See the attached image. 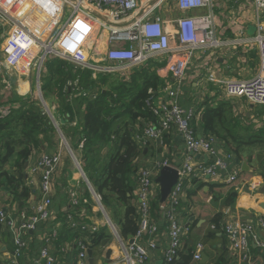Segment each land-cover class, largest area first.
I'll return each mask as SVG.
<instances>
[{"label": "built area", "instance_id": "obj_1", "mask_svg": "<svg viewBox=\"0 0 264 264\" xmlns=\"http://www.w3.org/2000/svg\"><path fill=\"white\" fill-rule=\"evenodd\" d=\"M52 1L56 2L54 11L51 13L54 16L53 25L43 39L34 33L36 38L32 37L19 23L15 14L10 13L1 4L0 21L9 30L13 28L19 30V36L25 42H21L23 49L29 47L30 43L37 42L38 39L37 55L39 59H42L48 52L67 58L56 53L58 43L74 22V24L82 25L85 20L98 30L97 37L105 36L108 44L104 58L98 61L91 62L83 54V59L74 57L83 68L91 70L94 80L101 79V73H131L148 66L152 61L162 63L167 75L170 76L163 86L165 98L160 100L156 89L150 87L149 95L145 99L146 106L156 117L157 122L147 123L144 127L139 125L135 131L134 140L142 151L150 143L157 147L163 146L164 134L175 126L182 135L189 153L179 164L171 162L168 158L161 159L156 156L140 161V157L144 156L142 153L135 159V163L140 167L134 183L137 205L135 212L138 215L139 228L128 238L123 235L120 224L107 212L101 194L84 174V181L95 201V206L103 212L104 221L78 224V217L83 216V209H76L79 205L88 204L89 200L82 190H72L71 205L75 206V210L70 209L66 214L65 226L66 229L79 233L76 240L64 242L61 249L64 254H69L74 248H78V253L68 263L61 262L51 252L49 245L53 239L60 236L59 230L53 229L49 234L43 235L48 245L41 248L33 264H90L88 250L92 249L94 252L97 247L102 246V244L92 245L91 235L103 226L108 229L110 236L116 242L117 252L108 257L109 261L97 263L94 261V264H145L149 255L142 240L147 235L158 233V225L153 221L151 208L152 201L160 194V186L155 180L163 166H173L178 170V181L172 187L167 201L162 203L160 210L169 229V245L164 252V264H175L183 250V236L188 231V226L181 223L178 218L181 215L188 218L187 211H184L182 205V202L188 199L186 194L188 183L208 184L216 178H225L226 182L231 183L239 178L240 173L237 167L228 176L221 177V171L227 169L228 162L234 161L235 155L232 152L219 151L212 135L199 136L196 133L192 122L199 116L198 111L195 108L183 107L178 95L181 91L180 85L186 77L188 65L195 51L218 49L231 43L237 45L252 43L257 49L258 64L251 77H221L215 74V70L209 69L203 74V78L217 86L220 93L244 98L253 105L264 106V0H253L256 13L254 34L249 36L241 30L236 38L230 40L218 35L214 0H50V3ZM229 1L233 4L228 12L230 16L235 17L238 13L235 6L241 0ZM165 4L166 7H164ZM170 7L177 10L178 14L175 15ZM45 8L48 10L47 7ZM193 9H205L206 12L190 13ZM66 16L68 18L65 20ZM58 52L67 54L61 50ZM104 61L106 64H102ZM91 95L96 98L97 90H91ZM44 110L47 113L46 103H44ZM10 111L11 107L0 109V117L8 115ZM83 145L81 143L80 147L83 148ZM61 158L62 151L59 150L52 154L37 156L30 165L27 184L29 186L33 183L40 192L38 198L30 200V206L0 209V225L13 233L14 248L9 256L12 264L18 262L22 256L37 224L50 217L49 206L52 203L54 191V175ZM11 170L14 171V169ZM256 224L264 229V217L260 216L257 220L222 221L221 228L228 240L231 255L239 264H254L250 254L252 238L264 248V239H260L255 231ZM211 228L215 229L216 226L211 224ZM105 239L109 241L108 238ZM131 239H133L132 243H130ZM149 245L155 247L154 240H150ZM203 251L204 244L197 243L193 260H200Z\"/></svg>", "mask_w": 264, "mask_h": 264}, {"label": "crops", "instance_id": "obj_2", "mask_svg": "<svg viewBox=\"0 0 264 264\" xmlns=\"http://www.w3.org/2000/svg\"><path fill=\"white\" fill-rule=\"evenodd\" d=\"M38 2L34 5L33 0H26L28 2L26 8L22 5L20 0V8L18 12H15V17L22 24L32 37L34 34L40 38H45L50 32L54 16L51 14L54 11L56 2L50 0H34ZM233 3L229 0H214L215 5V25L218 35L224 39L230 40L236 38L241 30H244L247 35L252 36L255 31L254 19L256 17L255 7L253 0H241L236 4L237 16L232 17L228 12V9ZM48 10H46V8ZM174 14H178L177 10L170 7ZM169 9V7H168ZM205 9H193L190 13H203ZM58 14V13H57ZM56 14V15H57ZM171 14V13H170ZM36 38V37H35ZM23 42L19 36V30L11 29L3 25L0 21V109L5 107H19L20 104L27 100H33L44 107V103L48 106L46 111L51 122V126L54 127V131L47 129L46 133L39 134L41 139V148L35 150L34 153L24 164L23 168L19 170L20 166L16 163L14 167L8 166V169H14V172L19 176L22 173L23 186L27 188L29 193L26 199H16L12 193V188L7 181L1 180L0 182V209L6 208H23L30 206V200L39 197L40 192L37 187L32 183L28 186V175L30 165L33 164L37 156L42 154H52L59 150L62 151V158L59 167L54 175L53 182V194L52 203L49 206L50 217L44 222L37 224L33 230L32 239L29 241L27 248L25 247L22 256L18 259V262L13 264H33V260L38 256L41 248L47 246L48 243L43 238L45 234H49L53 229H58L61 236L66 232L65 216L70 209L75 210V206L71 205V192L74 189H80L90 194L89 188L84 181L83 175L86 174L84 170L85 162L90 166V161L98 158L95 154L96 150L94 145H91V152L87 151L86 144L89 141L87 136L82 133L79 128V116L72 118L67 112L65 104L66 98L70 102L71 95L75 97L81 96L79 91L80 78L84 76H76L75 79H68L66 76L56 79L54 76L59 71L68 70L71 66L77 70H89L83 68L75 60L66 59L60 55L48 52L42 59H39L37 55L39 51L38 39L37 42H32L29 47L23 49L21 47ZM25 43V42H23ZM104 46L107 49V41L103 38ZM26 46V45H24ZM105 49V51H106ZM62 60L66 62L65 67H60L58 72L52 69V65L55 61ZM93 62V61H91ZM102 64H106L104 61ZM258 64V53L254 44H227L218 49H200L195 51L191 62L188 65L186 77L181 83V91L178 94L181 104L185 109L195 108L198 111V117L192 122V127L199 136L212 135L215 138V145L219 151H228L226 145L233 140H240L245 143V156L240 159L238 163L235 155L234 161H229L227 169L221 171V177L228 176L237 167L239 168V176L242 172V164L247 163L249 166L248 171L252 172V177L246 179L238 185V195L233 204H224L223 196L225 194L219 193L217 190L213 191L208 197V203L217 211L223 214L222 221L226 220H241L252 219L257 220L258 217H264V106L250 104L246 99L236 96H229L224 93H220L219 88L212 83H209L203 78V74L210 70H215L216 75L227 78H249L251 77ZM66 67L68 69H66ZM149 71H155V76L158 78V87L156 89L159 99H164L163 86H165L166 80L170 79L167 75V71L163 67V64L153 63L149 67H143ZM143 68L134 70L133 72H120V73H101V76H107L109 83H130L133 74ZM36 69V70H35ZM56 73H54V72ZM91 73V70H90ZM44 75V76H43ZM58 75H61L58 73ZM63 80L56 88L46 89L43 84L49 80ZM70 80V81H69ZM100 80V79H99ZM143 81V79H142ZM66 82H72L75 85V89H64ZM97 83L100 84L98 81ZM111 84H103L97 90V97L99 95L100 88L103 91H107L105 87ZM206 84V85H205ZM54 85V84H53ZM52 85V86H53ZM63 87V88H62ZM67 91V94L61 96V91ZM47 93V94H46ZM215 94V96H213ZM92 95L86 96V99L93 101ZM81 101V100H80ZM79 102H73L72 107L74 114L85 112L88 109V102L84 99L80 106ZM51 107V108H50ZM52 110L54 114L52 115ZM200 109V110H198ZM212 110L211 116L212 122L210 127H206L205 111ZM45 111V110H44ZM76 116V115H75ZM78 119V120H77ZM76 120V123H74ZM143 124L144 127L147 122L140 120L136 125V129L139 125ZM142 130V129H141ZM140 131V130H139ZM209 132V133H208ZM69 138L66 148L62 147L60 140L63 136ZM163 146L157 147L155 144L150 143L149 146L143 150L144 153L140 157V161L147 158L156 156L157 158H168L171 162L179 164L188 155V150L185 146L182 135L178 132L174 126L169 132ZM59 135L61 136L59 138ZM66 139V138H65ZM83 143V148L80 144ZM107 146L101 147L99 152V158L103 157L108 151ZM106 149V152H103ZM144 149V148H143ZM233 153V152H232ZM262 155L259 158V155ZM140 161L138 164L140 165ZM138 166V165H137ZM140 167L137 168L136 174ZM136 174L131 176L133 188L136 182ZM88 177V175H87ZM225 178L212 179L208 184H227ZM239 179V178H238ZM90 180V179H89ZM91 182V181H90ZM93 184V183H92ZM196 184L188 183L186 187L187 200L183 201L182 205L184 211H187V216H179V221L185 226H188V231L183 236V250L181 254L191 252L194 254L197 243L204 244V252L209 256L207 262L202 263L203 260H193L190 264H221L218 263L221 257H225L226 261L222 264H239L234 260L228 240L226 239L223 231H216L211 228V222L209 216L196 219L192 213L193 201L189 197V194L195 189ZM203 184V183H202ZM208 184H203L205 189L208 190ZM84 186V189L81 188ZM6 187L11 188L10 190ZM97 187L95 186V189ZM91 195V194H90ZM136 200V198H135ZM155 200V199H154ZM153 200V201H154ZM20 201V202H19ZM152 201V202H153ZM135 208L137 205L135 201ZM91 208L83 209V216L78 217V224L83 222L90 223H102L105 219L103 212L95 206V201L92 199L90 204ZM72 206V207H71ZM162 207V204H161ZM156 213L151 208V216L153 221L158 225V233L155 235H147L143 240V245L148 251V259L145 264H164V252L169 245V229L167 222L161 212H158L160 218L156 220ZM123 210L119 214H113L110 216L117 222L121 221L123 216ZM135 219L138 221V215ZM106 228V227H101ZM212 231L217 232L212 235ZM255 231L260 239H264V229L256 224ZM108 239L104 246L97 247L94 253V261L102 262L109 261L106 255L107 249L112 248V254H116V242L110 236L108 231ZM150 240H154L155 247L149 245ZM63 243L58 239H53L50 243L51 252L58 257L61 262L68 263L78 253V248H74L71 253H63L61 247ZM14 248L13 233L8 228L0 225V264H12L9 256ZM190 250V251H189ZM107 256L104 257L103 254ZM250 254L254 264H264V248L260 247L254 238L250 241Z\"/></svg>", "mask_w": 264, "mask_h": 264}, {"label": "trees", "instance_id": "obj_3", "mask_svg": "<svg viewBox=\"0 0 264 264\" xmlns=\"http://www.w3.org/2000/svg\"><path fill=\"white\" fill-rule=\"evenodd\" d=\"M153 63L154 61L150 62L147 67ZM65 65V61L57 60L51 67L58 72L61 69L60 67L63 68ZM66 69L68 68L66 67ZM58 73L67 75L66 77L71 80L75 79L78 73L80 76H84L82 79L80 78L79 90L82 93L86 92V96L91 95V90L100 87V85L111 84L107 76H102L100 80H94L90 70H77L73 66L64 72L59 71ZM155 74V71L149 69L147 72L143 68L133 74L129 84L122 82L115 86L112 83L111 88L105 92L100 88L98 97L93 98V101L86 99L85 95H83V99L79 97L77 100L79 102L78 107L84 99L89 104L88 109L79 114L76 112L74 114L72 102L63 98L66 100L65 107L69 115L74 119L79 116V128L89 139L86 144L87 151L91 152V145H94L95 154L98 156V158L90 161V166L85 162L84 170L93 185L97 187L96 190L101 194L105 206H110L112 202H120L122 205L124 214L121 218L122 222L118 221V223L126 238L135 234L139 228L135 219L136 208L133 201L136 197L131 176L136 174L138 168L135 159L144 151L140 149L139 144L134 140V134L136 125L140 120L153 124L157 122L156 117L145 104V99L149 95V88L157 89L158 87V78ZM58 81L62 83L64 79ZM98 81L100 84L97 83ZM43 85L48 89L50 79ZM66 94L67 91H61V96ZM211 113L212 110H207L204 113L206 127H210L212 124L210 121L212 119ZM83 117H85V123L81 122ZM50 124L49 117L43 110V105L41 107L38 102L30 99L23 101L19 107L12 106L8 115L0 117V182L4 180L9 183L15 200L26 199L29 193L27 188L23 186L22 173L18 176L14 171L8 169V166L14 167L17 163L20 166L19 170H21L34 151L41 148L42 141L39 134H45L47 129L54 131V127ZM141 126H143L142 123ZM167 137L169 135L165 133V141ZM233 142H228L227 149L233 152L237 158L242 159L245 156V143L240 140H233ZM104 146L109 147L108 151L103 157L99 158L100 148ZM251 177V171H244L235 182L208 184V190L205 189L202 183H198L189 194L193 201V215L196 219L209 216L210 222L216 226V231H222L223 214L217 212L208 203L209 195L215 190L221 194L226 193L223 196L224 204L226 206L231 205L238 195V185ZM85 196L88 198L89 203L79 205L76 210H82L84 206L91 208L92 197L88 192ZM161 204L159 194L158 198L152 202V209L157 212L156 220L160 218L158 212L162 208ZM113 214H119V212ZM64 219L66 220V216ZM66 232L68 233H62L59 236L62 242L76 240L79 233L69 229H66ZM217 232L212 231L211 233L215 235ZM91 236L92 245L97 246L102 244L103 240L109 235L107 229L102 228ZM192 259L193 254L191 252L181 254L175 264H190ZM225 261L226 258L223 256L218 263L222 264Z\"/></svg>", "mask_w": 264, "mask_h": 264}, {"label": "rangeland", "instance_id": "obj_4", "mask_svg": "<svg viewBox=\"0 0 264 264\" xmlns=\"http://www.w3.org/2000/svg\"><path fill=\"white\" fill-rule=\"evenodd\" d=\"M18 2H19V0H0V4L2 6H5L10 11V13L18 12V8H20V4H18ZM20 2L22 5H25L28 3V2H26V0H20ZM33 2H34V5L38 3L34 0H33ZM170 4L171 3H169V5ZM26 6L27 5L24 6V9L26 8ZM164 7H166V4L164 5ZM67 18H68V16H66L65 20ZM74 23H73L72 27H69V29L66 31V33L62 37L61 41L58 43V49L61 51H65V53H67V54H64V53H61L58 51L56 53H59L63 56H67L66 59H69V60H75V58L83 59V55L89 61H98L100 59H103L104 55H105V49H106V47L104 46V43H103V38H105V36L103 37V35H102L101 38L97 37L98 30H96L93 26L88 24L85 20L83 21V24L85 26L83 24L78 25V24H74ZM79 53H81V54H79ZM54 76H56L55 77L56 79H60V78H62L61 76H67V75H64V74L58 75V73H57ZM57 84L60 85L61 82L58 80L50 79L49 89L56 88L58 86ZM117 84H120V83H118V82L113 83V85H115V86H117ZM42 87L44 90V86H42ZM64 87H65V89L66 88L75 89L74 88L75 85L72 82H69V83L66 82ZM103 88H106L108 90V89H110V86H108V87L104 86ZM80 95L86 96V94H83V93ZM67 98H70L72 100V103L77 102V100L79 99V97H75L73 95H71L70 97H67ZM43 110H44V107H43ZM51 111H52L51 114L53 115L54 110L51 109ZM66 113H67V111L65 110L64 114L66 115ZM74 121H76V120H74ZM81 122L85 123V117L82 118ZM60 137L61 136L59 135V138ZM67 139L69 140V138L66 137L63 133V136L60 140V144L62 145V147L66 148L68 145H70ZM106 151L107 150L104 149L103 152H106ZM81 188L84 189V186L83 187L81 186ZM121 206L122 205L120 204V202H112V204L110 206H105V208L107 209V212L109 214L113 215L114 212H119V213L122 212Z\"/></svg>", "mask_w": 264, "mask_h": 264}, {"label": "water", "instance_id": "obj_5", "mask_svg": "<svg viewBox=\"0 0 264 264\" xmlns=\"http://www.w3.org/2000/svg\"><path fill=\"white\" fill-rule=\"evenodd\" d=\"M261 156L262 155L260 154L259 158H261ZM236 160L238 163L240 162L239 158H236ZM248 169H249L248 164L243 162L242 170L248 171ZM155 181L160 186V202L165 203L167 201L170 193H171L172 187L178 181V170L173 166H163ZM6 189L10 190L11 188L6 187ZM106 242H107V239H104L102 244L106 245ZM132 242H133V239L130 240V243H132ZM88 253H89L90 264H94L93 250L89 249ZM111 253H112V248H108L106 255L108 257H110ZM202 258H203V260L201 262L205 263L209 259V256L206 252L203 251L202 252Z\"/></svg>", "mask_w": 264, "mask_h": 264}, {"label": "bare ground", "instance_id": "obj_6", "mask_svg": "<svg viewBox=\"0 0 264 264\" xmlns=\"http://www.w3.org/2000/svg\"><path fill=\"white\" fill-rule=\"evenodd\" d=\"M55 48V47H54ZM56 49V48H55ZM57 51H60L59 49H56Z\"/></svg>", "mask_w": 264, "mask_h": 264}]
</instances>
